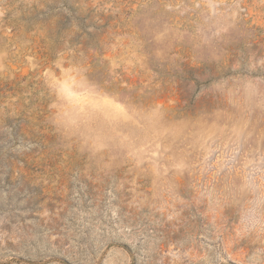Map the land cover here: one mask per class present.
Returning a JSON list of instances; mask_svg holds the SVG:
<instances>
[{
	"label": "rangeland",
	"instance_id": "rangeland-1",
	"mask_svg": "<svg viewBox=\"0 0 264 264\" xmlns=\"http://www.w3.org/2000/svg\"><path fill=\"white\" fill-rule=\"evenodd\" d=\"M0 264H264V0H0Z\"/></svg>",
	"mask_w": 264,
	"mask_h": 264
}]
</instances>
